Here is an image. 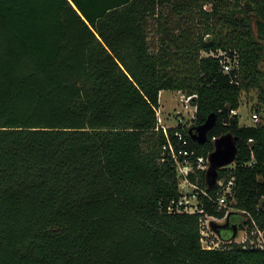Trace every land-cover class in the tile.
I'll use <instances>...</instances> for the list:
<instances>
[{
	"label": "trees",
	"instance_id": "trees-1",
	"mask_svg": "<svg viewBox=\"0 0 264 264\" xmlns=\"http://www.w3.org/2000/svg\"><path fill=\"white\" fill-rule=\"evenodd\" d=\"M263 63L264 0H0V264H264V248L203 247L201 214L168 212L181 191L157 129L163 90L192 96L191 127L215 113L203 144L169 131L195 157L238 138L218 168L235 177L227 206L199 201L233 235L254 227L241 210L264 229V124L231 113L254 88L264 111ZM189 178L216 198L207 170Z\"/></svg>",
	"mask_w": 264,
	"mask_h": 264
},
{
	"label": "built area",
	"instance_id": "built-area-1",
	"mask_svg": "<svg viewBox=\"0 0 264 264\" xmlns=\"http://www.w3.org/2000/svg\"><path fill=\"white\" fill-rule=\"evenodd\" d=\"M212 55L215 56H224L221 59L223 64V70L226 73L231 72L235 67L238 66V60L232 61L231 58L226 55L225 52L220 51L219 54L215 52H211ZM192 96H188V100H191ZM238 109L232 110V114H238ZM196 112V106H195ZM195 117V113L192 118ZM191 118V119H192ZM250 118L252 120L251 124H243V125H258L264 124V111L255 110ZM158 127L157 129H161L166 137V142L162 145V158L161 161L171 160L177 166L178 178H179V189L181 191V195L177 198H173L168 204V212L169 213H189V214H201V241L203 247L212 248L214 240L206 241V237H209V233H207L206 229H204V222L207 219L213 218L214 216H210L205 212V208L203 204H200L199 197L203 195L207 197L209 200H214L219 207H225L228 204V195H233V187L235 185V177L234 176H224L217 179L216 181V198L214 199L212 194L205 188L198 186L196 183L192 182L189 178V174L191 172H195L196 170H208L210 166L209 156L207 158L203 156L195 157V150L190 148L189 139L185 136L184 132L180 130H175L173 135H171L169 129L172 127H177L180 123H183L186 127H191V119L184 120L183 118H179L172 125L165 124L158 116ZM188 121V122H187ZM241 124V123H240ZM214 140H217L214 137ZM229 165V164H228ZM227 166V165H225ZM223 167V166H222ZM213 186V187H215ZM242 213L246 215V217H250L253 223V230L249 232V225L246 224L243 228L236 230L237 234L240 231L243 232L242 241L239 243H243L244 245H251L260 248H264V229L260 228L252 218L250 212L246 210H241ZM234 236V235H233ZM234 238V237H233ZM234 241V240H233Z\"/></svg>",
	"mask_w": 264,
	"mask_h": 264
},
{
	"label": "rangeland",
	"instance_id": "rangeland-1",
	"mask_svg": "<svg viewBox=\"0 0 264 264\" xmlns=\"http://www.w3.org/2000/svg\"><path fill=\"white\" fill-rule=\"evenodd\" d=\"M231 1L233 2V0ZM209 6L210 5L207 7L209 8ZM199 18V15L196 16L195 22V27H197L198 30L203 29V24L198 23ZM149 44L152 50H157L159 45V33L156 31L154 20H151V24L149 26ZM162 92L163 93H160V108L157 110V114L160 118H162L165 124L172 125L179 118L189 121L193 117L195 113V106L190 102V100H188L186 95H184L181 91L163 90ZM259 93L260 91L256 88L242 92L241 105L237 111L239 114V121L242 125L252 123L250 115L256 110L255 105L259 100ZM242 219H244V217H242ZM233 222L236 221L232 220V223ZM204 229H206L207 233H209V237H206V241L208 240L210 242L214 240L213 246L215 247L225 245L233 240L239 243L243 238L242 231H240L239 234L236 232L235 236L231 234L232 228H230V222L226 217H213L207 219L204 222Z\"/></svg>",
	"mask_w": 264,
	"mask_h": 264
},
{
	"label": "water",
	"instance_id": "water-1",
	"mask_svg": "<svg viewBox=\"0 0 264 264\" xmlns=\"http://www.w3.org/2000/svg\"><path fill=\"white\" fill-rule=\"evenodd\" d=\"M217 115L211 113L207 120L197 127H191L189 129V135L192 139L200 144L207 142L208 131L215 125ZM238 138L233 137L228 133L219 137L215 142V149L209 155L210 166L207 170V183L209 187H213L218 179V168L231 164L237 158ZM236 231L234 232V236Z\"/></svg>",
	"mask_w": 264,
	"mask_h": 264
},
{
	"label": "crops",
	"instance_id": "crops-1",
	"mask_svg": "<svg viewBox=\"0 0 264 264\" xmlns=\"http://www.w3.org/2000/svg\"><path fill=\"white\" fill-rule=\"evenodd\" d=\"M161 93H163V92H161Z\"/></svg>",
	"mask_w": 264,
	"mask_h": 264
}]
</instances>
